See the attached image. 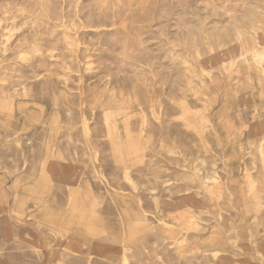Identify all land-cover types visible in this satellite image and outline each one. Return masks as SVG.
Returning a JSON list of instances; mask_svg holds the SVG:
<instances>
[{
  "label": "rangeland",
  "instance_id": "1",
  "mask_svg": "<svg viewBox=\"0 0 264 264\" xmlns=\"http://www.w3.org/2000/svg\"><path fill=\"white\" fill-rule=\"evenodd\" d=\"M257 56L264 0H0L1 262L264 264Z\"/></svg>",
  "mask_w": 264,
  "mask_h": 264
},
{
  "label": "bare ground",
  "instance_id": "2",
  "mask_svg": "<svg viewBox=\"0 0 264 264\" xmlns=\"http://www.w3.org/2000/svg\"><path fill=\"white\" fill-rule=\"evenodd\" d=\"M53 55V54H52ZM241 60L242 61H244L245 63H247L248 65H250L251 64V62H252V58H251V56L248 54V53H246V54H244L243 55V57L241 58ZM262 61H263V57L262 56H257V58H255V65H256V68H257V70L258 71H263L264 72V68H263V65H262ZM260 75V74H259ZM258 86V85H257ZM258 96V95H257ZM259 115V114H258ZM201 119V118H200ZM85 121V124H86V126H88V124H87V120H84ZM263 128H264V126H263ZM261 141H262V143L264 142V131H262L261 132ZM249 193L250 192H253L254 191V187H253V185H249ZM254 198L257 200V204H256V208H255V210L253 211V222L255 223V225H256V227L257 228H259L260 227V225H261V216H262V213H263V209H264V196H262V195H259L258 193H254ZM208 207V206H207ZM28 208V207H27ZM143 209V208H142ZM250 213V209H249V206L247 207V209H246V212H245V216L243 217H241V220H244V222H246L247 220H248V215L247 214H249ZM146 215V214H145ZM250 221V220H249ZM21 222V221H20ZM239 226H237V229H236V236L237 237H241L242 236V232H241V230H240V227L238 228ZM250 228V227H249ZM50 236V235H49ZM195 237H199V236H201L200 234H196V235H194ZM212 239V240H211ZM124 240L126 241H129V239H128V237H126V236H124ZM213 240H215V238L212 236L211 238H210V241H209V243H211V242H213ZM46 241V240H45ZM71 242V244L72 245H70L71 246V250L73 251L72 253H64V256L66 255H74L75 254V256H80V255H82V253H83V250H82V248H81V246L80 245H78L77 243H76V240H72V241H70ZM130 242V241H129ZM61 247V246H60ZM123 263L122 264H129V259H128V257H127V252L126 251H130L131 250V248L129 247V245H126V246H124L123 248ZM62 260L63 259H61V260H58V263H56V264H60L61 262H62ZM0 264H3L2 262H1V259H0ZM86 264H93V261L91 260V259H89L88 260V262L86 263Z\"/></svg>",
  "mask_w": 264,
  "mask_h": 264
}]
</instances>
